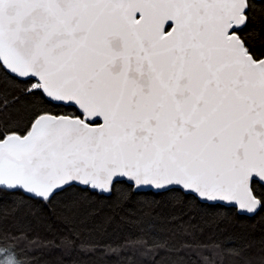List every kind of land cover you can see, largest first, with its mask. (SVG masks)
Listing matches in <instances>:
<instances>
[{
  "label": "snow or ice",
  "instance_id": "1",
  "mask_svg": "<svg viewBox=\"0 0 264 264\" xmlns=\"http://www.w3.org/2000/svg\"><path fill=\"white\" fill-rule=\"evenodd\" d=\"M0 264H264V0H0Z\"/></svg>",
  "mask_w": 264,
  "mask_h": 264
}]
</instances>
